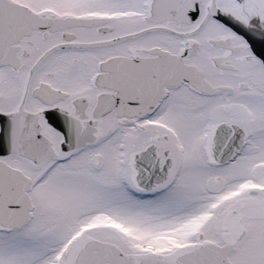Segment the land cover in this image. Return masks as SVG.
I'll list each match as a JSON object with an SVG mask.
<instances>
[{"label":"snow or ice","instance_id":"6c2138e0","mask_svg":"<svg viewBox=\"0 0 264 264\" xmlns=\"http://www.w3.org/2000/svg\"><path fill=\"white\" fill-rule=\"evenodd\" d=\"M0 264H264V0H0Z\"/></svg>","mask_w":264,"mask_h":264}]
</instances>
